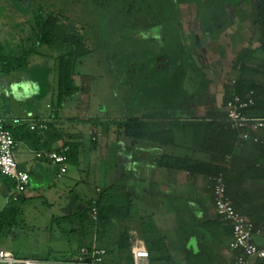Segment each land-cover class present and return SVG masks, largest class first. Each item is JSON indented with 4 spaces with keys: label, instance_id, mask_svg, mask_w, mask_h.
Instances as JSON below:
<instances>
[{
    "label": "crops",
    "instance_id": "crops-1",
    "mask_svg": "<svg viewBox=\"0 0 264 264\" xmlns=\"http://www.w3.org/2000/svg\"><path fill=\"white\" fill-rule=\"evenodd\" d=\"M199 1L183 5L182 15L175 20L174 32L170 31L172 36L169 35L173 39L176 34L178 50L185 47L189 54V66L192 63L195 67L194 71L189 67L187 82L192 86L188 90L190 93L186 91V101L179 104L183 112L181 116L141 117L139 113L126 120L110 121L108 134L103 133L102 136L99 131L102 124L99 123L97 128L88 123V120L94 119L92 117L70 122L67 120L69 117L63 115V105H58L57 110L50 105L46 110L40 104L33 106L31 101L38 92L34 78L17 70L9 75L2 74L0 60V120L5 121L8 129L17 134L15 159L19 169L30 176V184L21 196L22 204L18 208H22L24 200L47 202L54 208L64 196L66 203L60 204L59 208L64 214V221H70L71 229L68 232L78 233L83 242L79 252L91 242L86 237L80 214L88 208L90 201L97 200L104 188L122 181L133 206L138 209V217H151L155 222L170 258L168 264H233L237 253L230 248L231 228L215 208L212 176L206 167L208 164L226 170L228 197L247 221L263 230L260 237L264 238V170L260 167L264 162V148L251 142L237 145L238 139L229 143L216 138L215 142L220 145H231L232 151L225 155L220 154L221 148L214 152L206 151L200 140L203 134L199 135L200 130L196 127L209 122L226 123L225 106L239 92L242 81L264 87L263 29L257 23L258 2L261 0ZM203 7L205 10L211 8L209 18L204 22L201 19L198 21L199 9L204 13ZM186 19H189L187 25ZM0 24L2 43V25L12 32L14 28L5 21ZM144 26H137L135 33L142 30L144 35L151 33L153 36L148 40L154 43L161 40L163 44L168 34L165 25ZM11 31L4 42L11 38L13 41L21 40L12 37ZM245 50L249 52V57L240 62L239 56ZM163 62L159 61V66ZM33 64L29 60L28 68ZM197 77L201 79L199 84L194 83ZM174 81L173 77H168L166 85L167 103L172 109L176 106ZM129 119L174 126V144L168 147L153 146L119 137L118 124ZM14 120H20L22 124L15 125ZM23 125L24 128H21ZM32 126H35L34 130ZM188 127L192 132L191 143L186 139L177 141V133L182 135V130ZM93 129L98 131L95 134L96 145L92 143L95 141L93 138L89 142ZM67 144L78 147L71 153L72 163L68 161V172L63 176H59L58 166L36 156L38 152L59 151ZM92 152L97 153L103 163L102 173L98 172L93 178ZM163 155L189 158L194 165L192 169L161 168L157 162ZM214 158L219 160L214 162ZM201 163L205 164L204 171L195 165ZM81 184L86 190L79 195L77 190ZM14 187L11 188L0 177V214L11 203ZM138 220L132 225L135 228L133 231L138 232ZM92 241L97 246L95 239ZM79 252L63 259L44 261L74 260L79 257Z\"/></svg>",
    "mask_w": 264,
    "mask_h": 264
},
{
    "label": "rangeland",
    "instance_id": "rangeland-1",
    "mask_svg": "<svg viewBox=\"0 0 264 264\" xmlns=\"http://www.w3.org/2000/svg\"><path fill=\"white\" fill-rule=\"evenodd\" d=\"M161 1L155 0L157 12H161L163 8L169 9L168 5L171 6L169 10H172L171 12L163 10L162 12L169 17L166 20L162 16L159 22H162L159 26L165 25V30L168 31L163 44L160 43L161 40L156 43L148 40L153 36L151 33L144 35L143 30L140 31L142 34L135 33L136 29H133V26H123L125 16L112 17L111 15L116 13L122 5H113L108 10L102 11L91 0H0V23L5 21L12 29L14 28L12 32L11 29L2 25L5 33H2V39L4 40L10 31L13 34L12 37L21 38L16 41L11 38L7 42L2 40L0 43L3 47L2 52L15 57L22 56L30 50L38 53L32 56V60L30 59L34 63L30 68L17 71H24L27 76L30 74L36 82L38 92L31 101L33 106L40 104L39 106L46 110V107L50 105L57 110L59 106L55 58L59 52L38 43L33 32L35 26L33 9L34 7L42 8L45 14H64L74 25L85 29L89 35L87 36L90 38V44L95 49L92 54L82 58L76 66V85L79 92L66 100L63 105V115L69 117L68 121L72 122L77 118L86 120L85 118L92 117L102 124L100 127L102 129L99 131L103 136V133L107 135L110 130V121L126 120L139 113L141 117L181 116L180 113L183 112L179 104L186 101L187 92L190 93L188 90L192 86L187 82V74L189 67L193 71L195 67L192 63L189 66L188 50L185 47L178 50L179 43L176 44V34L173 33V39L169 35L172 36L175 20L178 14L182 15L181 8H184L185 4L182 3L179 7L177 3L169 0ZM179 1L184 2V0ZM203 8L204 13H201V8L199 9L198 21L201 19L204 22L207 17L209 18L211 8L208 10ZM188 20L186 19L185 25L188 24ZM156 30L159 33V27ZM143 36L148 38H141ZM159 61H164L162 66H159ZM193 73L196 74V72ZM168 77L176 80L174 81L176 85L173 97L176 104L174 109L167 103ZM200 80V77H197L194 83L199 84ZM182 131V135L177 133V141L186 139L191 143L192 132L189 127ZM97 132L93 129L89 135V142L93 140L92 135ZM90 157L92 158L93 178L94 175H98V172L102 173L103 163L99 160L97 153L92 152ZM85 190L81 184L77 192L80 195ZM64 199V196L61 197V202H58L54 208H51L47 202L39 200L26 202L24 200L12 232L8 237L0 240V246L17 257L40 260L63 259L71 253H78L83 242L78 233L68 232L71 229L70 221H64V214L59 208L60 204L66 203ZM21 204L22 202L19 206ZM132 215L134 222L139 219L136 206L132 208Z\"/></svg>",
    "mask_w": 264,
    "mask_h": 264
},
{
    "label": "trees",
    "instance_id": "trees-1",
    "mask_svg": "<svg viewBox=\"0 0 264 264\" xmlns=\"http://www.w3.org/2000/svg\"><path fill=\"white\" fill-rule=\"evenodd\" d=\"M99 10L106 11L113 5H122V7L112 17L119 15L125 16L123 26H128L135 29L137 26L146 25H161L160 19L162 16L167 20L162 11L169 9H161V12L155 10V0H91ZM163 1V0H162ZM161 1V2H162ZM172 3H177L180 7L182 3L194 2L195 0H169ZM198 1V0H196ZM168 2V1H167ZM179 2V3H178ZM181 4V5H180ZM162 7V6H161ZM35 26L33 32L35 33L38 43L48 46L51 49H56L59 55L55 58L56 62V81H57V98L58 105L62 106L65 101L72 98L79 92L76 85V66L78 62L92 54L95 49L89 41V35L85 29L74 25L70 19L64 14L48 13L45 14L42 8L34 7ZM172 10H169L171 12ZM179 11V10H178ZM177 17V15H176ZM179 14L177 19H179ZM172 18V17H171ZM110 21V19H109ZM120 21V20H119ZM111 22V21H110ZM110 22H108L109 25ZM113 23V22H111ZM257 23L262 26L263 40L262 50L264 51V0L258 2V20ZM113 25V24H112ZM88 35V36H87ZM0 44V60L1 73L10 74L18 69L28 68L29 60L32 56L38 55L35 50L25 52L22 56L14 57L12 54L7 55L2 52ZM249 57V52L245 50L239 56V61L244 62ZM254 91L257 99L256 106L252 109V114L255 116L264 117V87H259L255 84L241 82L240 90L236 95L244 96L246 93ZM91 125L98 126L99 121L94 119L88 120ZM200 138L201 145L204 150L216 151L219 148L220 154L225 155L232 151V146L228 144L220 145L215 142V139H224L225 142H234L237 139V134L230 130L226 123L209 122L205 124L196 125ZM24 128V125L21 126ZM14 139L17 134L13 131ZM119 137H127L133 143L147 142L153 146L168 147L174 144V126L168 127L161 122H146L138 119H129L123 123L118 124ZM24 139V138H23ZM97 144V139L92 142ZM70 147L68 154V161H72V152L77 149L75 144H67ZM214 148V149H213ZM219 160L214 158L213 161ZM157 165L161 168L176 169L186 167L191 168L194 165L189 158L173 157L170 155H163L158 160ZM204 171V163L195 164ZM203 165V166H202ZM211 176L219 174H226V170L219 167H214L211 164L206 166ZM11 188L14 187V182L0 174ZM18 201H11L8 207L0 214V240L8 237L14 228L19 216ZM96 208L98 215L97 220L93 219V209ZM133 201L126 190V186L122 181L104 188L97 198L88 203V208L80 214V219L86 237L91 239L88 247L93 245L92 240L100 248H105L111 252V260L114 263L131 264V236L133 231L132 225L134 223L132 215ZM138 233L145 241L148 251L150 253L151 264H168L169 257L166 253V246L164 239L161 236L155 222L151 217L139 218ZM256 264H264V261H257Z\"/></svg>",
    "mask_w": 264,
    "mask_h": 264
},
{
    "label": "built area",
    "instance_id": "built-area-1",
    "mask_svg": "<svg viewBox=\"0 0 264 264\" xmlns=\"http://www.w3.org/2000/svg\"><path fill=\"white\" fill-rule=\"evenodd\" d=\"M257 99L254 91L244 96L235 95L226 104V124L237 134V145L241 146L247 142L260 145L264 148V117L252 114ZM15 125H21L20 120H14ZM32 130L35 126L31 127ZM95 140V135L93 134ZM16 140L8 129L7 123L0 120V172L15 182L11 192V200L18 201L27 191L30 184L29 174L21 171L15 159ZM69 146H64L59 151L38 152V159L51 162L59 167V176L68 172ZM264 170V162L260 165ZM214 191V204L218 215L231 228L230 248L237 253L233 264H255L257 261H264V247L255 244L253 237L261 236L263 230L247 219L234 207L227 194V184L224 174L212 176ZM98 212L93 209V219L97 220ZM131 236V264H151L150 253L145 241L137 231L130 233ZM79 257L74 260L51 262L34 258H20L14 253L5 250L0 246V264H126L114 263L111 260V252L100 248L95 244L91 247H84L79 252Z\"/></svg>",
    "mask_w": 264,
    "mask_h": 264
},
{
    "label": "water",
    "instance_id": "water-1",
    "mask_svg": "<svg viewBox=\"0 0 264 264\" xmlns=\"http://www.w3.org/2000/svg\"><path fill=\"white\" fill-rule=\"evenodd\" d=\"M255 226H256V229L254 230V234L257 233V227H258L257 225H255ZM253 241L255 242L256 245H258V246H260V247H264V238L255 235V236L253 237Z\"/></svg>",
    "mask_w": 264,
    "mask_h": 264
}]
</instances>
